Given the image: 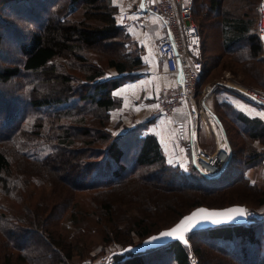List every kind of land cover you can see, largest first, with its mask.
<instances>
[{"label":"trees","instance_id":"1","mask_svg":"<svg viewBox=\"0 0 264 264\" xmlns=\"http://www.w3.org/2000/svg\"><path fill=\"white\" fill-rule=\"evenodd\" d=\"M223 1L201 3L211 14L221 15V47L229 54L221 63L244 81L261 84L259 55L264 49L256 26L259 1L256 15L236 17L229 14ZM199 4L200 0H193L194 15L203 18ZM5 8H9L5 15L0 11V50L5 48L4 34L16 29L15 20L26 21L28 36L19 46L20 56L0 64V83L21 78L16 80L22 90L17 95L1 90L0 101L19 97L25 101L22 105L18 100L17 110L8 106L0 120V193H7L17 203L23 196L24 202V217L0 212V264H75L74 254L86 253L84 234L79 231L86 213L78 210L76 202L89 190H95L93 195L99 203L97 198L94 204L98 203L101 217L105 216L100 221L107 232L105 241L122 249L133 239L122 229L114 203L107 201L112 195L125 197L134 192L141 205L150 204L147 213L135 216L128 227L129 233L134 230L142 240L172 226L200 205L263 208L264 189L246 174L250 166L264 161V151L253 144L254 140L264 142L263 119L246 115L228 101L217 103L216 113L230 139L232 157L221 175L214 177L217 181L210 183H202L193 175L191 178L179 165L168 163L155 134L141 132L133 140V131L117 134L110 128L111 111L121 101L114 90L136 76L133 70L144 66L138 41L118 23L116 7L110 0H0V9ZM201 35L204 54L205 37ZM129 45H136V51ZM114 46L117 51L109 49ZM96 48L107 51L106 65L122 75L106 77L101 56V64L88 60L85 51ZM60 58H71V62L59 64ZM206 71L204 66L201 78ZM228 121L246 141L238 152ZM238 153L243 156L238 157ZM71 156L82 158L76 165L78 173L82 172L77 179L73 166L65 176L55 170ZM56 160L58 168L51 164ZM191 161L201 173L193 157ZM21 164L26 169L17 172ZM32 185L40 187L34 203ZM252 191L257 207L249 204L247 192ZM127 205L139 208L132 201ZM3 208L7 209L0 202ZM56 210L63 212L57 215ZM45 218H51L52 224L44 223ZM63 220L68 233H78L74 239L63 233ZM188 238V245L176 240L143 252L115 253L112 264H150L149 254L160 251L170 255L171 264H257L256 260L264 259V219L199 229L190 232Z\"/></svg>","mask_w":264,"mask_h":264},{"label":"rangeland","instance_id":"2","mask_svg":"<svg viewBox=\"0 0 264 264\" xmlns=\"http://www.w3.org/2000/svg\"><path fill=\"white\" fill-rule=\"evenodd\" d=\"M110 1H111V3H113L112 0H110ZM258 1H260V0H224L223 5H224L225 9H227L229 14L232 15L233 17L241 16L242 14H245V15L246 14H251V15L254 14V15H256V10L258 9V5H257ZM201 3H203V0H200V4H199L200 9H201L200 14L203 15V18H202V16L196 14V16L194 15V20H195L196 24L199 26L201 33L205 37L204 44H205L206 49H205V53L204 54L202 53V56H203V60H204V64H205L204 66H205V69L207 71L205 72V74L200 79L201 83L200 84L198 83V86L196 89L197 92L195 94V99H197V101L200 102V98H201L203 92L205 91L204 89H206L210 85H215L216 82H218V81H229V79H232L230 81L236 80V81L243 83L245 85L264 88V51H262L259 55V58H261L262 66H263V80H262L263 82H261V84H258L255 82H252V83L246 82L243 80L241 75H239L237 73L235 74L233 71L223 67L224 65H226V63L223 64L224 63L223 61H226L228 59L229 54L227 56V54L224 53V51L221 47V42H222V31H221V25H220L221 15H214L213 13L211 14L210 13L211 11L207 10ZM256 5H257V9L255 8ZM7 10H9V8L0 9V11L4 15L7 13ZM124 12H128V11H124ZM124 12H122V13H124ZM13 14H15V13H13ZM119 14H120V12L117 13V10H116V16H117L118 20L120 19ZM257 18H258V16H257ZM15 23H14V25L17 26L16 29H13V31H10V33L4 34V37H5L4 46H5V48L3 50H0V64L12 62L14 59L18 58L20 56L19 46L22 42L26 41V39H27L28 31L26 28V21L21 20L19 22V21L15 20ZM27 23L30 24L29 22H27ZM256 23H257V20H256ZM7 27H8V24H7ZM125 27L127 28L129 33L131 34L133 40L138 41L137 42L138 47L139 48L141 47L140 49H142L140 51V53H141V55L144 59V62H145L144 66L142 68H139L137 70H133V72L131 71L136 76L134 78H130V79H136V78H139V77L147 74L146 72L149 71L148 69H150L152 71L153 68L150 67V64L148 65V61H149V58L153 56L152 54L154 52L151 51L150 48H152V46L150 45V43L148 44L147 42H146V46L149 47V51H146V49L144 47L145 41H141L138 33H136V32H135V36L132 35L131 31H134V30H132L131 27H128V26H125ZM114 47H115V49H114ZM114 47H110L109 49H111L113 51H115V50L117 51L116 46H114ZM129 48L135 49V51H136V45L135 46L129 45ZM104 51L105 52H103L102 49H98V48H96L94 50H86L85 55L89 61L95 62L96 64L100 62V60H101L100 56H101L103 60H102V64L101 63H99V64H101L102 67L106 70V77H116V76L119 77L122 74L118 73L114 67H108L106 65V59L108 56H106L107 51L106 50H104ZM220 55H224V57L221 56L220 60H222V61H220V64L216 65V61L219 60ZM255 60L259 63L257 58H255ZM68 62H71V58H60V59H58V63L59 64H65V66L68 65ZM221 62H223V63H221ZM125 73H127V72H125ZM16 79L21 80V78L20 79L16 78ZM16 79H12L11 82H9V83H0V93H1V90L4 91L5 93L8 92L9 95L11 94V92H12V94L14 93V95H17V94H19V92H22V90L18 89V85H17L18 82ZM217 88H219V87H216V89ZM227 88H223L224 91L233 90V89H229V88L227 89ZM8 94H7V96H8ZM118 98L121 100L120 97H118ZM213 98L215 99L213 108L215 110H218L217 103L223 102V101H218L215 98V96ZM18 100L20 101V103H22V105L25 102V101H23L22 97H19ZM18 100H12V101L10 100V101H7L6 103H4L3 100L0 101V120L3 119V115L6 111V109H8V106L12 107L14 110L18 109V107H17L18 102H19ZM121 102H122V100L120 101V103L116 107V109L113 112L111 111V119L109 122L110 128L113 130V132H115L117 134H122V133H120V131L117 130V127L120 125V123H119V120L116 116V113H120V111H121V104H122ZM258 106L262 107L263 105L262 106L258 105ZM150 111L151 112L145 114L139 122L133 123L132 125H123L124 128L126 127L124 133H127V132L131 133L133 131V134H136L133 136V140L137 139L139 137V134L141 135V132L145 133V129H146V125H147L148 121L155 119L157 117V115L155 114V111L153 109ZM228 125H229L230 129H232V131H230V137L233 140L234 146L238 152L241 144L246 145V141L242 140V138H241L242 136L239 137L237 135V132H236V130H234V127L232 126L231 122L228 121ZM130 137H131V135H130ZM77 144L79 146L82 145L81 141H79V140L77 141ZM253 144L259 150L264 151V142L263 141L254 140ZM134 150L135 149H133V152H134ZM236 156H237V153H236ZM239 156H243V153L240 155L238 153V157ZM81 159L82 158H80V157L71 156V158L69 160L62 161V164H61V165H63L62 167L59 166V169H55V170H57V173L60 174L61 176H63V175L65 176V175L69 174L67 172H68V170L71 171L69 168H71L73 166L74 167L73 173L75 174L74 178L77 179L78 176H80L82 174V172L78 173L79 169H77V167H76V165L81 164V162H80ZM76 161H79V162L77 163ZM51 164L55 165L56 168H58V166H57L58 161L57 160L54 162L52 161ZM181 168H183V167H181ZM23 169H26V168L24 165L21 164V166H19V168L17 169V172L23 171ZM183 170L191 178H192V175L195 178H199L202 183H210V181H212V182L217 181L216 178H211L212 180H207L208 178L202 176L201 173H199L197 170H195L193 168L192 161L191 162L189 161L186 164V168H183ZM257 183H259L258 186H260L262 189H264L263 183H261V182H257ZM39 189H40V187H38V186L35 187L34 185H32V190H34L33 195L36 196L33 199L31 198L32 202L37 200ZM47 190H50V187H47ZM132 190H135V188ZM258 190H260V189H258ZM94 191L95 190H89L86 192H82V195L77 197L76 203H77L78 210H80L81 213H83V212L86 213V215L82 219V229H79V231L82 233V235L84 234V238L82 241L84 242V247L86 248V251H85L86 253L84 255H82V254H78V252H76L72 258V260H73L72 262H74L75 264L76 263H78V264H112L113 263V254L121 252V250H122V248L117 246L115 243H113V242L107 243L104 239L105 236L107 235V232H104V229H105L104 224L100 221H101V219L103 220V218L105 220V216L101 217V211L98 209V207H96L97 204L99 203V198L94 197V195H93L95 193ZM20 193L22 195V190L20 191ZM162 193H165V192H162ZM133 194H134V192H133ZM133 194L125 195V197H123L124 195H121V194L120 195H112L107 199V201L114 203V208H116L115 209L116 210L115 211L116 217H117V219L121 220V226L123 227L122 229L125 230L124 232L126 234H129L132 237L133 241L131 243L132 244H140L142 242V239H139L136 236L137 234L134 230L131 233H129L128 227L131 228L132 220L135 216L140 217L141 215H144L147 213V210H148L147 206H150V204L146 203V204H148L147 206L141 205L140 199L135 198V196ZM247 195L250 196V200H251V202L249 204L252 203V206L257 207L258 205L253 204L255 201L254 199H256V195H254V191L247 192ZM140 196H141V194H140ZM122 197L126 200H123ZM15 198H17V197H15ZM97 198H98V203L94 204V201ZM18 199H19V202L17 203L16 199L9 197L7 193L1 192L0 193V202L3 204L4 207H7V209H5V210H4V208L0 209V212L6 213L8 215L14 214L16 216L24 217L23 196H21V198H18ZM128 201H132L136 206H139V208L138 207L133 208V209L129 208V206L127 205ZM250 210H254V209H250ZM54 211H55V209L53 208L52 212H54ZM62 212H63L62 210H59V211L56 210L57 215L62 213ZM108 217L110 219H114V217L111 215H109ZM45 222H46V224H52V219L51 218H45L44 223ZM64 223H66L65 220L62 221L63 233H65V235H67L69 237V240L72 238L74 239L78 233H73V234L68 233V231L65 229ZM155 224H156V222L153 223V225H155ZM35 235H36L35 238H37V239L41 238V236H37L36 233H35ZM40 241L42 242L41 239H40ZM128 245H130V244H128ZM148 258H149L150 264H171L170 263V259H171L170 255L165 254L162 251H160L156 254L151 252L149 254ZM82 260H83V262L80 263V261H82ZM256 263L257 264H264V259L259 258L258 260H256ZM6 264H8V263L6 262Z\"/></svg>","mask_w":264,"mask_h":264},{"label":"built area","instance_id":"3","mask_svg":"<svg viewBox=\"0 0 264 264\" xmlns=\"http://www.w3.org/2000/svg\"><path fill=\"white\" fill-rule=\"evenodd\" d=\"M118 23L131 27L139 38L145 41L148 25H155L157 35L154 39V53L151 57L153 70L177 74L179 64L184 69V80L175 89L163 87L157 96V116L170 115L173 110L185 104L190 107L191 132L189 141L194 164L205 176L214 178L221 175L232 157L230 144L225 143L218 150L207 151L199 137V117L195 94L200 81L204 60L202 56V35L194 20L193 0H140L137 14L122 13ZM257 31L264 49V0L258 3ZM264 51V50H263ZM218 81L217 84L236 90L253 103L264 106V88L245 85L236 80ZM215 85L203 92L200 104L206 106V97ZM208 108V107H205ZM264 219V211L247 212L246 224Z\"/></svg>","mask_w":264,"mask_h":264},{"label":"crops","instance_id":"4","mask_svg":"<svg viewBox=\"0 0 264 264\" xmlns=\"http://www.w3.org/2000/svg\"><path fill=\"white\" fill-rule=\"evenodd\" d=\"M139 1L112 0V4L116 7L117 13L120 12L119 16L121 17L124 11H128L131 15H136ZM135 32L131 31L132 35L135 36ZM156 35V26L148 25L145 30L144 43L146 51H149V47L146 46L147 42L148 44L150 43L152 46L150 49L154 52V39ZM149 64L151 67V57L148 61ZM148 70L146 72L147 74L136 79L125 81L114 91L115 95L122 100L121 111L120 113H116L120 123L117 130L120 133L125 132L126 127L124 128L123 125H132L133 123L139 122L145 114L150 113V110L153 109L156 111L158 106L157 96L163 87L175 89L177 83L180 82L177 74L153 69L152 71L150 69ZM216 87L220 89H216ZM223 88L227 87L221 84H215L213 90L207 94L206 106L200 104L197 99L195 101L200 111L199 137L204 148L210 152L218 150L225 143L231 146L227 131L223 127L224 125L220 121L216 110L213 108L214 96L218 101L232 103L237 109L250 117H259L264 120V106L260 105L262 107H259V104L252 103L246 97L234 93L233 91L236 90L224 91ZM190 110V107L185 104L179 105L170 115H159L155 119L148 121L145 129V133H153L158 137L168 163L180 165L183 168H186V164L192 157L188 137L191 132ZM246 174L253 182H261L264 184V161L250 166ZM263 210L264 206L258 211Z\"/></svg>","mask_w":264,"mask_h":264},{"label":"water","instance_id":"5","mask_svg":"<svg viewBox=\"0 0 264 264\" xmlns=\"http://www.w3.org/2000/svg\"><path fill=\"white\" fill-rule=\"evenodd\" d=\"M177 76H178L179 81L184 80V69H183L181 64H179V69H178ZM228 209H244L246 215H244V216H236V218L234 220L227 221V222H222V223H213L212 222V219L224 220L225 217H222V216L212 217V219H205V217L209 213L225 212V210H228ZM248 209H249V207L246 204H233V205H229V206H226V207H209V206H206V205L197 206L194 209H192L190 212L184 214L172 226L163 228L160 231L149 235L148 237L144 238L140 244L127 245L126 247H124L121 250L120 253L124 254V253L129 252V251L143 252V251H146V250L151 249V248H155V247H160V246L166 245V244H168V243H170L172 241H176V240L181 241L185 245H188L189 244L188 235L192 231L199 230V229L210 228V227H216V226L224 225V224H243V223H245L247 221ZM200 210H206V211L205 212H201ZM194 213H200V215L195 217V219L192 220V221L185 222V227H189V230L188 231L181 230L183 232L184 240L178 239L176 237H164V238H161L159 240H155V241L152 240L153 237H159L160 234L163 233V232H167V231H170V230H172L174 228H177V226L180 225L185 220V217H191ZM232 215H235V214H232ZM196 221H200V222L197 223ZM185 240L187 241V243L184 242ZM149 241H151V243H148Z\"/></svg>","mask_w":264,"mask_h":264},{"label":"snow or ice","instance_id":"6","mask_svg":"<svg viewBox=\"0 0 264 264\" xmlns=\"http://www.w3.org/2000/svg\"><path fill=\"white\" fill-rule=\"evenodd\" d=\"M200 211L205 212L206 210H200ZM232 214H235V215H232ZM198 215H200V213H194L191 217H185V220L180 225H178L177 228H174L167 232H163L160 234L159 237H153L152 240L155 241V240H159L164 237H176L178 239L184 240L183 232L181 230L183 231L189 230V227H185V222L194 220L195 217H197ZM244 215H246L244 209H228V210H225V212L209 213L205 217V219H212V217L222 216V217H225L224 220L212 219L213 223H222V222L234 220L236 216H244ZM196 222L199 223L200 221H196ZM184 242L187 243L186 240ZM148 243H151V241H149Z\"/></svg>","mask_w":264,"mask_h":264}]
</instances>
